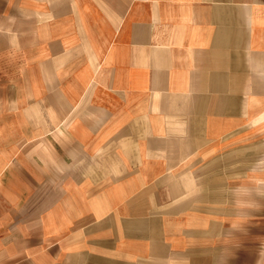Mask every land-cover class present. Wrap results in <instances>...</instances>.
<instances>
[{"label":"crops","instance_id":"0c3cea01","mask_svg":"<svg viewBox=\"0 0 264 264\" xmlns=\"http://www.w3.org/2000/svg\"><path fill=\"white\" fill-rule=\"evenodd\" d=\"M0 264H264V0H0Z\"/></svg>","mask_w":264,"mask_h":264}]
</instances>
